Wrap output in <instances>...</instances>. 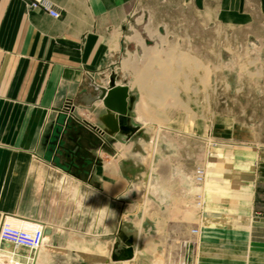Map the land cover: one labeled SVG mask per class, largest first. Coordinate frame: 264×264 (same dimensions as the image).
<instances>
[{"label": "crops", "instance_id": "1", "mask_svg": "<svg viewBox=\"0 0 264 264\" xmlns=\"http://www.w3.org/2000/svg\"><path fill=\"white\" fill-rule=\"evenodd\" d=\"M47 1L59 19L30 9L26 0H0V225L24 224L33 232L39 224L51 231L45 237L44 252L35 250L33 260L24 252L12 264H37L38 255L39 264H107L112 262L114 246H123L120 231L125 238H133L130 262L162 264L170 255L158 237L157 225L164 220L157 216L133 223L126 214L134 179L141 175L136 185L139 207L141 192L147 195L153 185L151 159L144 155L155 152L159 145L164 150L163 139L150 140L152 146L142 142L141 150H133V139L143 128L132 112L131 124L138 132L126 143H115L112 154L98 153L101 165L91 168L86 164L87 183L76 179L72 168L79 157L85 158L83 153L78 158L71 156L76 143L95 141L82 122L85 119L96 125L95 117L103 111L99 102L93 105L92 114L87 113L88 101L97 94L95 87H107V80L113 77L105 73L104 65L111 66L127 43L133 0ZM192 2L222 27L263 37L264 0ZM126 78L115 83L126 85L137 97L144 89L142 82ZM68 100L88 120L80 116L67 120L60 112ZM145 131L144 139L154 138L153 127L147 126ZM252 150L256 165L251 210L242 221L246 229L239 227L237 218L236 231L227 232V241L219 242V264H264V149L258 144ZM128 160L142 166L133 165L134 173L128 172L122 166ZM161 187L155 182L151 192L164 194ZM146 203L147 196L142 205ZM81 243H91L92 248H81ZM233 255L235 263L228 262Z\"/></svg>", "mask_w": 264, "mask_h": 264}, {"label": "rangeland", "instance_id": "2", "mask_svg": "<svg viewBox=\"0 0 264 264\" xmlns=\"http://www.w3.org/2000/svg\"><path fill=\"white\" fill-rule=\"evenodd\" d=\"M131 5L127 43L103 70L113 74L115 82L125 75L128 82H142L133 112L143 130L135 135L132 149L163 139L164 150L159 145L144 156L151 159L153 185L158 182L165 193L151 192L152 185L136 206L137 176L127 221L157 216L164 220L157 225L158 237L170 255L162 264H219V242L236 231L237 218L243 228L246 211L251 210L256 165L252 148L261 144L264 149V33L260 37L222 27L192 0H133ZM66 103L83 117L72 101ZM147 126L155 129L154 138L144 139ZM133 165L142 166L134 160L122 166L132 173ZM8 226L26 230L24 224ZM45 249L42 245L37 251ZM24 252L33 260L36 251L0 242V263L12 264ZM230 259L235 263L234 255Z\"/></svg>", "mask_w": 264, "mask_h": 264}, {"label": "water", "instance_id": "3", "mask_svg": "<svg viewBox=\"0 0 264 264\" xmlns=\"http://www.w3.org/2000/svg\"><path fill=\"white\" fill-rule=\"evenodd\" d=\"M95 91L97 94L94 98L89 99L87 109L92 111L95 103L102 102L103 111L97 115L96 125L82 122L90 129L89 133L95 138V141L89 142L86 139L80 141L78 144L76 143L71 153V156L76 158L79 157V153L85 154V158L79 157L80 159L72 165V168L76 171L73 176L83 183H87L89 180L84 173V166L87 164L93 168L101 165V159L97 156L99 151L112 154L115 143H126L139 130L138 127L131 124L136 97L129 92L126 85H117L115 80L110 78L108 87L97 86ZM50 232V229L46 228L44 237L49 236ZM119 238L123 246L121 248H119V244L114 246L115 253L111 255V261H131L134 257L133 238H125L121 231L119 232Z\"/></svg>", "mask_w": 264, "mask_h": 264}, {"label": "built area", "instance_id": "4", "mask_svg": "<svg viewBox=\"0 0 264 264\" xmlns=\"http://www.w3.org/2000/svg\"><path fill=\"white\" fill-rule=\"evenodd\" d=\"M28 2V6L32 10H40L44 13H47L50 17L54 19H59L60 15L57 13L53 6L47 0H26ZM69 104L66 103L61 112L62 114L66 115L67 120L69 118L76 120L77 115L76 112L68 106ZM74 114L76 115L74 117ZM67 123V121H66ZM0 242L7 243L15 247L16 249H27L32 252L39 249L45 242L44 237V227L42 225L36 224L35 229L33 232H28L24 228L18 227H10L8 223L3 222L0 225ZM107 264H134L133 262L126 261V262H110ZM151 264H158V263H151ZM169 264V263H167Z\"/></svg>", "mask_w": 264, "mask_h": 264}, {"label": "bare ground", "instance_id": "5", "mask_svg": "<svg viewBox=\"0 0 264 264\" xmlns=\"http://www.w3.org/2000/svg\"><path fill=\"white\" fill-rule=\"evenodd\" d=\"M109 85V84H108ZM108 87V86H107ZM131 91V90H130ZM80 114L83 116V117H85V114H83V113H81L80 112ZM76 115L74 114V117H75ZM87 120H88V117L86 116L85 117ZM96 118V117H95ZM84 121H85V119H84ZM86 122V121H85ZM89 124V123H88ZM150 130H152V129H150ZM152 144H153V141H151V142H149V145L150 146H152ZM123 147H120V149H119V151H122L123 149H122ZM98 153H101L100 151L98 152Z\"/></svg>", "mask_w": 264, "mask_h": 264}]
</instances>
